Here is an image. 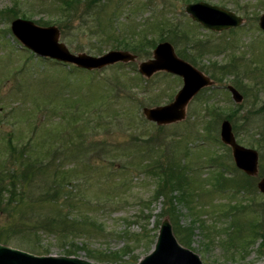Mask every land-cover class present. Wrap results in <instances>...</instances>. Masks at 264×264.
I'll list each match as a JSON object with an SVG mask.
<instances>
[{"label":"rangeland","instance_id":"rangeland-1","mask_svg":"<svg viewBox=\"0 0 264 264\" xmlns=\"http://www.w3.org/2000/svg\"><path fill=\"white\" fill-rule=\"evenodd\" d=\"M14 1L18 3V13H24L26 19L34 22L59 19L62 31L56 23L51 25L58 26L59 40L73 53L85 52L95 56L111 49L122 51L124 49L119 47L120 44L133 45L143 38L158 37L160 26H171L176 28V43L166 41L172 44L179 57L200 72L211 77V72L207 70L212 69L213 62L217 66L235 62L236 71L239 70L238 86L245 91L243 94L238 89L243 100L233 102L226 88L228 83L235 86L232 83L235 73L225 72V75H219L218 80L211 77L216 88L210 86L200 92L198 99H192L187 105L186 118L167 126L166 132L167 135L173 131L185 135L176 145L179 149L189 147L187 161H191L193 168L200 167L198 179L200 176L204 179L209 172L205 168L207 164H204L208 156L213 150L220 153L226 152V149L209 141L203 144L202 133L196 135L195 128L190 126L198 124L206 99L220 113L227 114L236 109L233 117L238 126L236 129L231 123L233 133L243 146L252 148L250 144H255L253 148L259 153L258 176L245 187L243 185V192L238 195L201 194L195 199L196 214L201 215L206 226L213 224L218 226L216 229L228 228L219 236L212 230L215 238L208 239L199 228H195L191 243L184 245L178 241L173 227L172 231L176 241L198 254L204 264L263 262L264 247H258L260 236L264 237V194L255 184L260 177H264V169L261 168L262 163L264 167V148H258L254 139H259L264 121L254 110L264 102V32L257 27L258 17L264 12V0H106L101 10L92 9L93 5L82 4V1L77 4L73 1L68 3L71 7L67 9L73 12L72 16L60 10V7L65 8L61 0H0V9L10 7ZM197 1L232 11L243 17L244 22L222 31L205 29L184 9L187 3ZM116 5L120 10L115 19L111 12ZM9 23L0 19V164L6 157L4 143L11 139V144L23 151L22 156L41 158L44 167H35L36 171L41 168L43 173L35 175L39 182H49L56 173L57 180L71 183L72 206L68 207L63 196H50L45 202L40 201L37 195L40 189L35 187L34 193L26 195L21 207L13 208L10 213L0 210V242L36 256L66 255L69 248L67 240L53 233L44 234L30 226L32 215L70 213L73 217L96 218L104 229V232L97 229L98 234L94 233L88 246L80 248L82 240L78 239L79 247L71 246L75 251L72 256L95 264H133L136 258L139 261L153 248L161 220L168 218L162 212L165 197L152 198L156 188L155 177L148 176L144 167L138 165L145 150L152 147L140 143V137L147 136L156 126L146 120L141 111L143 106H155L147 103L150 96L160 95V103L156 105L170 102L182 85L181 78L164 72H158L159 75L154 74L149 79L139 75L137 63L149 59L153 48L150 54L137 56L133 65L127 62L122 66L112 64L101 67L90 73L72 72L68 66H59L49 58H37L23 48L11 35ZM179 31L186 32L188 40L181 37ZM168 35L163 32L162 37ZM161 41L164 40L156 41V44ZM194 44L197 46L193 47ZM138 77L149 82L148 92L144 93L135 85L143 84ZM141 117L148 123H142ZM142 127H145V133H141ZM189 128L195 136L187 134ZM12 165L21 167L20 164ZM12 165L7 164L8 167ZM195 186L198 185L195 183ZM145 204L149 207L146 208ZM230 204L244 206L242 213L235 216L238 225L234 228L226 224L233 221L234 216H218L217 209ZM182 209L184 217H180V223L183 226L189 224V212ZM250 222L255 223L252 227L257 236L243 248L240 244L248 242ZM1 229H4L2 234ZM83 229L82 233L95 230L94 226ZM237 229L239 232L232 242L224 241L227 238L225 231L234 233ZM86 247L99 252L125 248L118 256L103 255L102 260H96L88 256Z\"/></svg>","mask_w":264,"mask_h":264},{"label":"trees","instance_id":"trees-1","mask_svg":"<svg viewBox=\"0 0 264 264\" xmlns=\"http://www.w3.org/2000/svg\"><path fill=\"white\" fill-rule=\"evenodd\" d=\"M62 5L64 7H60L61 11L63 13H67V15L72 16V11H68L69 4L71 2L80 3V1L84 2L82 4L85 5H93L92 9H103V6L105 3L104 0H61ZM193 0H188V2ZM17 1H14L13 4L10 7H5L0 9V19H5L7 22H10L11 19L21 16L23 18L26 17V15L23 13L20 15L17 11ZM71 7V6H70ZM88 7L86 6L85 10H87ZM91 9V10H92ZM120 10L119 6L116 5L112 13V16L117 17V11ZM27 18V17H26ZM35 20L36 23L41 25H49L56 23L61 30V24L60 20L58 21H49V20ZM113 26V24H110ZM114 28H116V25L114 23ZM159 32L158 37H147L143 38L140 41L134 42L133 45L129 43H123L120 44L119 47L123 49H129L134 54H136L138 57L145 56L147 54H150L149 51L151 48H153L156 45V41L160 40H170L174 43H176L175 36H178L177 34H174L176 28L173 27H159L157 29ZM62 31V30H61ZM7 32L9 33V30L7 29ZM163 32H167L169 35L167 37H162ZM181 37L188 40V35L186 32H178ZM173 36V37H171ZM185 40V41H186ZM16 41V40H15ZM200 46L203 44L197 43ZM197 45H193V47H196ZM186 53H184L183 56H185ZM195 58V56H194ZM196 59V58H195ZM50 60V59H49ZM56 64H60L59 66H68L70 69L69 71L75 72V71H84L87 73H90L91 71L82 70L81 68L78 69L77 67H74L73 65H66L60 62H56L54 60H51ZM124 63H117L116 66H122ZM132 64V62H130ZM133 65V64H132ZM211 70L208 69L207 71L211 72V76L214 79H220L219 75H225V72L228 73H235V77H233V82L235 84V87L239 84V76L238 71H236V64L235 62L230 63L224 66H217L214 62L211 65ZM243 74V72H239ZM157 74V73H155ZM159 75V74H157ZM223 77V76H222ZM138 80L143 81V84L136 83L135 85L138 86V88L141 89V91L148 92L147 80L138 77ZM240 91L245 94L244 89L240 88V85L238 86ZM216 88V87H213ZM204 90V89H203ZM202 90V91H203ZM215 90V89H212ZM201 91V92H202ZM200 94V93H199ZM195 97L198 99V95ZM151 98L148 99V104H158L160 103V95H155V97L150 96ZM209 100H205L203 102L202 106V115L199 118V122L196 125L192 124L190 127H194L196 130V135L199 133H202L201 142L203 141H209L210 143H216L220 144L225 147L226 152H214L211 155L208 156V159L204 162V164H207L205 167L202 165V167L207 168L209 172H207V176L203 179L200 176V179H198L199 175H197L198 169L200 167H194L190 160L187 161V156L189 152V147L185 146L183 148L179 149V146L176 145V142L179 144L182 137L185 135L183 133H176L172 132V134L167 135V126L169 125H160L155 126L154 131H150L147 136L140 137V143L151 145L152 147H149L145 150V152L142 154L141 161L138 163L139 167H144V172L147 173L148 176L155 177L156 179V188L154 189L153 197L154 199H157L158 197H165L164 202V208L162 209V212H165L166 215H168V218L172 224L173 231L178 237V241H180L184 245H189L191 243V238L194 237V229L199 228L200 232L203 236H207L208 239L215 238L214 233H212V230L219 234L227 230L225 229H216L217 227L215 225H211L210 227L205 225L204 219H201L200 214H196V203L195 199L202 195H213V194H219V195H238L239 193L243 192V185L245 187V184L248 185L249 181H254V177H250L245 175L242 171L238 170L235 165H233V160L231 157L230 148L222 144L219 139V123L222 120L223 117L229 119L233 124V127L237 129V123L235 118L233 117V113L236 109L230 111L227 114L220 113L219 109L216 107L210 105L208 103ZM139 105V104H138ZM255 114H258V116H261V120L264 121V102L256 109L254 110ZM244 117V115L242 116ZM246 118V117H245ZM247 119V118H246ZM142 123H148L144 118L141 117ZM186 123V122H184ZM189 127V126H188ZM202 128V129H201ZM141 133H145L146 129L145 127L141 128ZM187 132L188 135H193L190 131ZM236 134H238V131L236 130ZM143 135V134H142ZM169 138V140H166V138ZM139 138V137H138ZM166 140V141H165ZM194 140V139H193ZM256 145L258 148H264V123H263V131L260 133L259 139H254ZM12 140H7V143L5 142V148L6 151V157L3 159V161L0 164V210L5 209L8 213L13 210L15 207H21L24 205L25 197L28 195L29 192L34 193V188L39 187V191L37 195L39 196L40 201L47 200L50 196H63L67 200L68 207H71L72 204L70 203V197H71V183L68 181L64 183V180H57L56 179V173L53 174L54 177L52 180L48 182V180H44V182H39V180L35 177L36 173L38 175H41V168L39 171L35 170V167H44L43 163H41V158H30L28 156H25L21 154L20 150H17L16 147L11 144ZM263 143V146L261 145ZM200 144L201 147H205V145ZM255 145V144H254ZM253 144L250 146H254ZM210 150V149H206ZM180 152V153H179ZM31 155V154H29ZM144 156V157H143ZM263 157L261 156V161ZM264 160V159H263ZM147 161V162H145ZM10 163L19 165L21 167H8L7 164ZM261 168L264 169L263 163L261 165ZM39 172V173H38ZM70 176V174H69ZM62 179V177H61ZM197 184L198 186L193 187V184ZM197 188V189H196ZM246 191V190H245ZM149 204V203H148ZM148 204H145L146 208H148ZM181 207V208H180ZM145 208V209H146ZM182 208L187 210L189 212L188 219L189 224L187 225H181L180 223V217H184V214L182 212ZM214 210V209H213ZM219 210V217L222 218H230L231 216H234L233 221H227L226 224L229 228H234L238 225V221L235 218L240 212L244 210V206L242 205H227L223 208L217 209ZM38 212V211H37ZM34 213V211H33ZM39 213V212H38ZM228 215V216H227ZM224 216V217H223ZM227 216V217H226ZM144 217H148V215H144ZM31 228L36 230L40 229L42 233L46 234L53 233L55 236L63 237L58 238L62 240H67L69 242V248L66 250V255H73L75 251L71 249V246L73 247H79L82 248L84 246H88L90 243L91 238L95 234H98L97 229H103V224L101 222H98L96 218L93 217H87L83 215H76L72 216L70 213H61L57 215H32L31 216ZM221 220V219H220ZM255 223L250 222L249 226L251 231L247 238L248 242L246 240V243L240 244L241 247L245 248V245L252 242L256 236L257 233L254 231L253 227ZM54 226L56 228H54ZM94 226L95 230L93 231H85L84 227H92ZM209 228V229H208ZM4 229H1V234L3 233ZM237 231L239 232V229H237L234 233H230L229 231H225L227 234V240L224 241L232 242L237 237ZM126 234V233H125ZM124 235V234H123ZM261 241L259 243V249H263L264 247V237L263 235L260 236ZM78 239H81V244L78 246ZM207 239V240H208ZM208 242H212V240H208ZM125 248V247H124ZM124 248L121 249L122 252H124ZM121 251H112V252H103L90 247H86V252L88 256L91 258H94L96 260H102L101 256H118L119 253L121 254ZM49 253V252H47ZM138 258L133 262L135 263Z\"/></svg>","mask_w":264,"mask_h":264},{"label":"water","instance_id":"water-1","mask_svg":"<svg viewBox=\"0 0 264 264\" xmlns=\"http://www.w3.org/2000/svg\"><path fill=\"white\" fill-rule=\"evenodd\" d=\"M185 11L204 28L220 31L238 26L243 19L234 12L203 1L188 3ZM258 27L264 31V12L259 15ZM12 35L37 57L49 58L61 63L72 64L84 70H96L119 62H132L137 56L128 50L111 49L101 55L85 52L73 53L59 40L58 26H42L26 18L16 17L10 22ZM170 42H159L152 51V57L140 61L137 71L145 78L164 71L182 77V85L173 100L155 106H143L145 119L157 125H168L186 117L187 103L202 88L212 85L208 75L200 72L191 63L179 57ZM233 102L240 103L243 95L233 85H227ZM219 138L222 144L230 147L236 168L247 176H258L259 153L256 149L240 144L233 133L232 124L223 119L219 125ZM264 194V177L255 184ZM172 224L168 218L161 220L154 246L150 252L134 264H204L200 257L176 241ZM0 264H95L85 258L67 255H35L27 251L0 243ZM206 264V263H205ZM260 264H264V261Z\"/></svg>","mask_w":264,"mask_h":264},{"label":"bare ground","instance_id":"bare-ground-1","mask_svg":"<svg viewBox=\"0 0 264 264\" xmlns=\"http://www.w3.org/2000/svg\"><path fill=\"white\" fill-rule=\"evenodd\" d=\"M104 1H106V0H104ZM108 1H109V0H108ZM211 77H212V76H211ZM211 77L209 76L210 80L213 82V83H212V86H213V84H214L215 81H214V79H212L213 77H212V78H211ZM213 87H214V86H213ZM169 221H170V220H169ZM0 243H1V242H0ZM180 244H181V243H180ZM6 245H7V244H6ZM181 245H182V244H181Z\"/></svg>","mask_w":264,"mask_h":264}]
</instances>
